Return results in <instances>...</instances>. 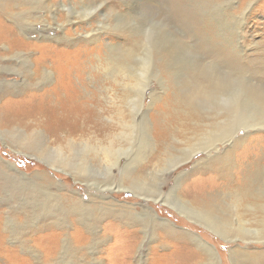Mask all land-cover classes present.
Here are the masks:
<instances>
[{
	"label": "rangeland",
	"instance_id": "1",
	"mask_svg": "<svg viewBox=\"0 0 264 264\" xmlns=\"http://www.w3.org/2000/svg\"><path fill=\"white\" fill-rule=\"evenodd\" d=\"M8 1L1 0L4 5ZM80 1L47 0L49 5L53 6V11L55 10L53 18L52 13L44 8L41 10L29 6L6 10L0 16V25L7 24L20 35L18 43L24 42L27 45L29 44L27 41L41 43L37 44L38 46L31 43L32 46L27 50L26 46L16 45L10 48L12 42L0 41V87L6 85L7 81L15 83L24 78L18 71L3 68L4 66L11 68L14 63L21 60L19 58L21 54L16 55L17 52H29L27 55L31 58L32 71L35 66L34 59H41L45 55L43 51L48 49L51 52V55L48 54L51 61H47L41 70L51 68V64L54 68L51 79L42 81L39 86L36 85L37 88H29L27 96L20 93L5 96L6 106L3 114L10 112L11 116H18L17 126L26 129L28 133L35 131L32 127V118L42 116L49 122V126L46 123V126L39 127L47 134L50 133L49 129L52 133L60 132L55 130L54 126L67 131L75 130L71 132L75 133L74 137L81 134L84 138L95 135L94 137L106 140L109 134L111 136V132L119 134L121 129L118 126L117 106L125 101L122 93L128 91L131 85H124L126 91L122 90L123 86L120 83L124 82L121 77L125 72L123 67L121 68L122 61L118 54L119 50L124 51L133 47L132 49H138L140 54L138 55L135 49L136 53L127 58L130 62L143 60L140 55L143 56L144 53L151 55L146 73L135 69L143 83L141 88L135 87L134 90L138 92L146 86L143 107L136 110L138 119L144 122L137 124L133 129H128L127 133L125 130L124 135H127L125 137L119 134L115 148L117 152L121 149L120 162L113 166L114 174L111 172L108 175H106L108 171L102 166V159L92 158L93 152L89 154L88 171L91 174L87 171L83 175H74L70 166H65L64 169L54 168L42 158L14 149L8 143L9 137L0 131V156L13 165L8 172L9 176L6 174L0 176V264H207L206 250L199 244L200 237L216 248L221 264H264V236L245 235L229 240L198 217H191L188 213L182 212L178 206L177 209L154 199L155 197L161 199V195L174 197L175 190L178 189L181 197L190 198L196 206L214 209L212 212L227 217L230 206L226 204L229 200H222L223 193H234L240 187H246V184H252L253 190L262 189L263 123L248 127L250 121H247V125L239 124L238 128L234 124L228 129L233 136H239L238 143L234 145L229 143L230 141L219 143L218 150L213 153H208V149L198 145L190 160L186 158L170 172L167 168L173 165L175 159L182 156L184 148L194 141L191 137L195 132L193 129L197 127L195 122H201L202 118L199 117L206 116V112L212 107L205 100L194 104L193 96L189 103L186 100L188 98L181 92L187 94L194 79L211 76V71L216 69L214 61L220 64L223 58L231 60L230 57H233L232 59L237 60L238 57L241 63L243 57L250 65L248 68L250 75L258 74L256 78L264 82V0H234L238 6L233 7L229 6L232 3L229 0H85L88 5L92 3L87 9L78 5L77 2ZM65 2L67 6L63 5ZM33 4L37 6L36 2ZM74 5L77 9L73 8ZM9 11L11 14L6 13ZM14 11L15 13L27 11L23 15L28 16L29 22L34 21V25H37L31 24V28L28 29L31 31H26L18 23ZM175 11H179L185 21L176 18ZM69 13H73L71 14L73 18L79 22L71 24V21H68ZM41 14L46 19L45 26H48L45 32L42 31L43 24L38 23L36 17ZM57 21L65 26L61 27ZM16 37L12 36V39ZM56 37H63L65 40H62L63 43L58 42ZM146 43L149 44L148 49L145 48ZM110 44L116 45L117 48L111 51ZM158 46L161 50L157 52ZM78 48L80 50H77ZM61 59H66L65 65L58 61ZM206 64H210L212 68ZM65 66H74L71 70L72 75H68L69 84L60 73ZM246 75L245 73L244 78ZM58 82L62 84L64 96H68L72 91L79 93L80 98L76 101L79 103V109L68 113L53 95L49 94L47 98L41 95ZM66 88L72 91L66 94ZM30 94L34 96L33 105L28 100ZM180 95L184 98L178 99ZM120 107L122 109V105ZM195 112H199L200 115ZM29 113L32 115H26ZM2 119L5 120V116ZM145 121L147 126L151 127L149 135L144 131ZM82 127L85 131L80 130ZM96 129L98 134L95 132ZM132 134H136L133 142L130 141ZM34 136L32 134L28 139H34ZM149 137L154 139L149 142ZM53 139L51 136L50 140ZM154 143L157 147L152 153ZM231 145L233 148L230 149V157L236 164L228 174L222 168L206 167L208 160L221 156ZM166 150L171 152L168 153ZM228 153L221 156L218 161L225 162ZM128 161L131 162L128 163L129 166ZM16 169L19 172H16ZM124 169L129 170L130 177L124 182L129 187L118 189L114 185V191H108L106 185L104 186L106 181L113 178L114 183L118 184L120 177H126ZM149 170L153 174L146 175L144 172ZM37 172L49 174L52 181L45 186L46 188L38 190L37 194L41 195V199L45 198L43 195L46 193L54 196L51 199L61 197L67 210H69L67 205L75 204L81 199L82 205L89 207L82 210L84 220L78 221L71 215L63 218L64 223L56 222L52 217L43 214H39V219L35 221L31 218L30 192L36 190L35 182L39 178L35 175ZM248 174L247 179L244 175ZM84 175L95 183H87ZM98 182L99 185H96ZM11 183L12 187L9 185ZM160 191H164V194L160 195ZM254 200L255 198H252L250 201ZM51 203L53 204V201ZM51 207L54 212L55 206ZM40 209L41 207L38 208V212L42 213ZM34 212L36 214L35 209ZM128 215L133 220L136 218V221H130ZM89 218L90 220L95 218L94 223L91 220V228L87 227L86 223L90 222ZM152 219L155 221L156 231L148 233L151 223L153 224ZM216 221L227 220L217 218ZM167 224L173 226L177 232L192 233L193 237L190 239L181 236L166 237L163 233L168 227ZM254 224L257 225L256 222L249 225L255 226ZM67 240L70 243V251L67 256H63ZM235 251L238 255H235Z\"/></svg>",
	"mask_w": 264,
	"mask_h": 264
},
{
	"label": "bare ground",
	"instance_id": "2",
	"mask_svg": "<svg viewBox=\"0 0 264 264\" xmlns=\"http://www.w3.org/2000/svg\"><path fill=\"white\" fill-rule=\"evenodd\" d=\"M229 1H232V3L229 6H231V5H232V7L235 5L238 6V4L234 0H229ZM35 2L37 4V6H35V4H33ZM250 2H248V5ZM77 3H78V5L81 6V8L83 7V9H87L88 7L90 8V6H92V3H89V5L86 4L85 0H81L80 2H77ZM77 3L75 2V4H77ZM63 5L67 6V2L63 3ZM22 6L23 7L29 6L31 8L37 7L39 9L44 8L47 11H49L50 13H52V18L55 14V10L53 11V9H54L53 6L52 5L50 6L49 3L47 2V0H25V1L24 0H21V1L20 0H9L6 5H4L0 0V16H2L6 10H10V9L13 10L15 8L17 9V7L19 9H23ZM215 6H217V5H215ZM73 8L77 9V6L75 7V5H74ZM91 9H92V7H91ZM24 12H27V11H24ZM24 12H16L15 13V11H14L13 14L14 15L16 14V16L18 17V23L23 27V29L25 28L27 31L28 29L31 28V26H30L31 24L34 25V23H33L34 21L29 22L27 19L28 16L23 15V14H26ZM6 13L11 14L10 11L6 12ZM71 14H73V13H71ZM71 14L69 13V15H68V21H71L70 22L71 24L73 22H75V23L79 22V21H77L78 19L73 18V16ZM174 15L176 16V18L178 17L179 20L185 21V18L183 17V15L179 11H175ZM42 16H43V14L37 15L36 17H37L38 23L40 22L43 24L42 31L45 32L46 30H48V26H45V25H47L46 19L43 18ZM30 17L31 16L29 15V18ZM69 17H70V19H69ZM57 23L61 27L65 26V24L63 25V23H60L59 21H57ZM36 25H34V26H36ZM58 28H60V27H58ZM13 30L14 29L12 27L8 26L7 24L0 25V41L1 40H8L9 42H12L11 46L9 45L10 48L18 45L19 47L26 46V49L28 50L32 46L31 43L34 44L35 46H38L37 44H41V43H36L33 41H27V42H29L28 45L24 42L18 43L17 39L20 38V35H18L16 33V31H13ZM29 31H31V30H28V32ZM11 35L17 36L16 39H12ZM62 38L63 37H56L58 42H62V40H65ZM64 38H65V36H64ZM44 44H46V43H44ZM148 45L149 44L146 43V47H145L146 49H148ZM53 46H55V45H53ZM110 46H111L110 47L111 51L113 49L117 48V46L114 44H110ZM160 46L157 47V52L159 50H161ZM39 47H41V46H39ZM10 48H9V50H10ZM48 48H49V46H48ZM50 48H51V46H50ZM132 48L126 49L124 51L119 50L120 53L118 54L120 57V60L122 61V64H120L121 68L123 67V69H124L123 72H125L123 74V77H121V78H123L122 80H124L123 83H120L123 86L122 90L126 91V87L124 85H126V86L131 85L130 87H128V89H127L128 91H126V92L123 91L124 93H122L125 96L124 97L125 101L123 103H120L117 106V110L119 112V118L117 119L118 120V126L121 129V132L119 133L120 135L126 134L127 132H129V131H127L128 129L129 130L133 129L134 127L137 126V124L144 122L143 120L138 119V117H137L138 114H137L136 110H138V108H140V107H143L144 98L146 95V86H143V88L138 92L134 90L135 87L138 88V87L142 86V83H143L141 81L140 75L135 73V69H138V70L140 69L143 71V73H146V67L148 66V63H149L148 59H151L150 58L151 55L149 56L146 53H144L143 56L140 55V57H142L143 60L141 59L138 62H130L129 60H127V58H131L133 56V54L136 53V51H135L136 48H134V49H132ZM170 49L171 48H169V50ZM77 50H80V48H78ZM136 50L138 51V55H139L140 51L138 49H136ZM142 51H144V50H142ZM27 52L28 51H25L22 53L17 52L16 55L21 54L19 57L21 60L14 63L11 66V68H9V66L3 67L5 69H12V70L18 71L24 76L23 80H21V81H16L15 83H11V81H7L6 85H3L0 87V131L2 132V134L4 136L7 135L9 137L8 143L11 146H13L14 149H16L20 152L23 151L24 153L26 152L29 155L44 159L46 162L49 163V165L54 166V168L58 167V168L64 169L65 166H67V167L70 166V169L73 170L74 175H83L85 172L88 171L89 160H90L89 154L91 152H93L92 158L102 159V162H101L102 166H104V168L108 171L106 173V175H108V173H111L113 166L117 165V163L120 162L119 152L121 151V149L117 152V150L115 148V141H117L116 139L120 137L119 134L116 133V135H115L111 132V136H109L110 135L109 134L107 136L106 140H102L98 137H94L95 135H91V137L84 138L81 134L79 137H74L75 133L73 134L71 132H75V130L74 131H71V130L67 131L66 129L56 128L54 126V129L60 130V132L56 131V132L52 133V131L49 129V132H50L49 133L50 135H49V134L45 133L39 127V126H46V123L49 126V122L47 120H45L42 116H35V118L31 117L33 119V121H32L33 126L32 127L35 128L34 129L35 131L32 133H28V132H26L27 131L26 129L22 128L21 126H17L16 118L18 116H11L10 112L6 115L3 114L4 107L6 106V103L4 102L5 96L15 95L17 93L25 94V96H27L29 88H37V86H39L42 81L51 79V77L53 75L52 71L54 70V68H53L52 64H51V68L48 67V68L44 69L43 71L41 70L43 66H46L47 61H51L50 56H48V54L51 55V52H49L48 49L43 51V52H45V55H43V57H41V59H37V58L34 59L35 60V66H34L32 71H31V67H30L32 65L31 64V58L29 55H27L29 53V52L28 53ZM160 53H158V54H160ZM169 54H172V53H169ZM220 56H223V55L220 54ZM0 57H1V54H0ZM230 58H231V60H226L225 58H223L221 60L220 64H218L217 61H214V62H216V63H214V66L216 69L211 71V76H209L208 78L200 76V78H198L197 80L194 79L192 84H191V89L189 90V92H187V94H185L183 91L181 92L185 98H188L186 100L189 103H190V100L193 96V97H195L194 98V104H195V102L205 100V101H208L212 107L210 108V110L208 112H206V116H200L199 117L200 119L202 118L201 122H195V125L197 127L193 129V131H195V132H193V137H191L192 139H194V141L191 142L190 146H187L186 148H184L182 156H180V157L178 156L175 159L173 165H171L170 167L167 168V170L169 172L172 171L174 168H176L178 165L182 164L186 158L188 160H190V158L193 156L194 152L196 151V148L198 147V145H203L204 149H208V153H213L214 151L218 150V146H220L219 143L223 144V143H226L229 141H230L229 143H232V145H234V143H238L239 139H240L239 136H237V137L233 136V134H231V132H230L232 125L236 124L235 126L238 128L239 124H241L243 126H244V124L247 125V121H250V124L248 125V127L259 126V125H261V123L264 124V82L262 80H259L256 78L257 76H259L258 74L252 73L253 76L250 75V73L248 72V68L250 65L245 62L243 57L241 59V63H240V61H238V57H237V60L232 59L233 57H230ZM58 61L61 63V65L63 63L65 65L66 59H64V60L61 59ZM0 65H1V63H0ZM206 65H208L209 68H212V66L210 64H206ZM74 66H75V64H74ZM74 66H65V68L62 69L63 71H60V73L65 76L66 82L68 80V75L71 74V70L74 68ZM223 70L226 72H224ZM118 71L120 72V70H118ZM245 73L247 74L246 78H244ZM260 73L261 72H259V74ZM226 75H228V76L226 77ZM222 76H224V78H222ZM0 77H1V74H0ZM69 78H70V76H69ZM68 84H69V80H68ZM69 88H71V87H69ZM69 88L65 89L66 94H68L69 91H72ZM49 94L53 95L54 98L57 99V102L59 101L61 106L65 107V110L68 113H72L73 111L79 109V103L76 102L80 98L79 93L72 91L69 93L68 96L67 95L64 96L63 95V87H62L61 82H58L56 85H53L52 87H50V89L47 92L41 93V95H43L44 97L46 96V98L49 96ZM183 96H181V95L178 96V99H182L180 97H183ZM28 100H30L32 105H33L34 96L30 94V97H28ZM137 100H139V102ZM9 102H11L10 99H9ZM141 103H142V105H141ZM116 105L117 104H115V107H116ZM121 105H122V109L120 107ZM194 111H196V110H194ZM204 112H205V110H204ZM195 113L200 115L199 112H195ZM188 114H190V113H188ZM26 115H32V113H29ZM4 116H5V120L2 119ZM54 117H55V115H54ZM5 125H7V126H5ZM147 125L148 124L145 121V125H143L144 131L146 132V134L148 132V135H149L151 127H149ZM63 126H65V124ZM37 127H39V128H37ZM5 128H8V129H5ZM228 128H230V129H228ZM110 129H111V127H110ZM80 130L85 131V129L83 127ZM99 130L102 131L101 129H99ZM125 130H126V133H125ZM233 130H235V129H233ZM63 131H64V133H63ZM97 131H98V129L95 130L96 133H97ZM61 132H62V134H60ZM91 132L94 133L93 131H91ZM32 134H33V136L35 135L34 136L35 138L32 140L28 139L32 136ZM103 134H104V132H103ZM234 134H236V133H234ZM51 136L54 137V139L52 141L50 140ZM125 136H127V135H124V137ZM135 137H136V134H132L130 141L134 140ZM154 137H156V136H154ZM149 138H150L149 140H148V138L146 139L149 142H151L154 139L152 137H149ZM175 140H176V138H175ZM105 141H107V142H105ZM152 145H153V143H152ZM232 145L230 146V148H226L225 153L223 152L224 154L229 152L225 162L218 161L221 158V156H224V154H222L221 156H219L217 158H212L211 160H208L206 162V167H209V168L218 167L219 169L222 168L223 171H226V173L228 174L229 171H231L233 165L236 164V163L235 164L233 163V159L230 157V154H231L230 149L233 148ZM152 147L153 148H152L151 152L153 153V151L157 147V144L154 143V146H152ZM170 147L172 148L173 146L170 145ZM169 152H171V151H169ZM101 154H102V156H101ZM153 156H155V155H153ZM158 156H162V155H158ZM208 158H210V157H208ZM76 159H78L77 162H76ZM134 160H135V158H134ZM128 163L130 164L131 162H129V161L127 162V165L129 166ZM97 165H99V164H97ZM102 166H99V167H102ZM11 168H13V165L9 161L3 160L2 157L0 156V176L2 174L8 175V172H10L9 170H11ZM137 168L139 169V167H137ZM70 169L68 168V170H70ZM126 170L127 169H124V174L126 177H120V179H119L120 181L118 182V184L114 183L113 178H112V180L106 181L104 186L106 185V188L108 189V191H112L114 189V185L118 189H125V188L129 187L128 185L124 184L125 180L128 177H130V176H128L129 170H127V171ZM261 170H263V169H261ZM16 172H19V170L16 169ZM151 172L152 171L149 170L148 172L146 171L144 173H146V175L147 174H153ZM162 172H164V171H162ZM89 173L91 174V172H89ZM262 174L264 175V171L262 172ZM35 175L39 176V178H37L36 182L34 181L36 190H33L32 192H30L32 195L30 197V198H32V202L30 203L32 210H31V212L29 211L31 218L34 219V221L39 219V216H38L39 214H43L44 216H46V215L50 216L53 219H55L56 222H62V223H64L63 220H65L63 218H65L68 215H71L72 218H74V216H75L78 219V221L80 219L84 220V218H83L84 212L82 210L88 209L89 207L83 206L81 203L82 202L81 199L76 201L75 204L67 205V207H69V210H67L65 208L66 206H64V204L62 203L61 197L51 199L54 196H51L52 194L50 195V194L46 193L43 195L45 198L41 199V195L37 194V192L39 189L41 190V188H46L45 186H48L50 184L51 178H50L49 174H46V173H38L37 172V174H35ZM14 177H15V175H14ZM244 177L248 179L249 174L244 175ZM83 178L87 181V183H89V182H90V184L92 182L95 183L94 180H91L87 175H84ZM161 178H162V176H161ZM76 180H77V178H76ZM162 180H163V178H162ZM256 180H257V177H256ZM130 182H132V179L130 180ZM253 182H254V180H253ZM99 183L100 182H98L96 185H99ZM251 183H252V181H251ZM9 185H10V187H12L13 183H11ZM130 185H131V183H130ZM249 185L246 184V187H240V189L236 190L234 193L228 192L226 194L225 193L222 194L223 195L222 200L224 199V200L230 201V202L229 201L226 202V204L227 205L229 204V206H230L228 208L229 212L227 213V217H221L220 213L212 212V211H214V209L212 210L210 208L207 209L206 207L200 208V207L196 206L194 204V201L190 200V198H187L185 196H184L185 198L181 197L179 195L178 189H177V191L175 190L176 194L174 197H170V196L162 197L161 194H164V191H160L159 194L161 195V197H160L161 199L156 198V197L155 198L153 197V198L155 199L156 202H158V201L160 202V200H161V202L167 203L173 207H176L177 209L179 207L182 210V212L188 213L191 217L192 216L198 217L199 220L204 222L206 225L212 226L213 229H215L219 234L223 235L224 237H226L229 240H232L235 237H237V238L245 237V235H250V236L253 235L252 237L264 236V185L262 184L263 185L262 189H256V190L252 189V187H253L252 184L250 186ZM102 186L103 185H101V187ZM244 186H245V183H244ZM31 187H33V186L31 185ZM160 189L162 190L161 186H160ZM16 191L17 190H15V192ZM186 192H185V195H186ZM194 197H195V195H194ZM252 198H255V200L250 201ZM14 199H16V198H14ZM247 199L249 201H247ZM51 201H53V204L51 203ZM83 203H84V201H83ZM53 205L55 206L54 212L51 210V208H52L51 206H53ZM40 207H41L40 210H42V213L38 212V208H40ZM34 209L36 211V214L34 212ZM248 215L250 216V218H247ZM128 217L130 218V221H134V222L136 221L135 220L136 218H134V220H133V219H131V217L129 215H128ZM217 218H221V219H224L227 221H225V222L219 221L218 222V221H216ZM89 220H90V218H89ZM91 220L93 221V223L95 222V218H91ZM91 220H90V222H86L87 227L91 228V226H92ZM152 222H153V224L151 223V226L149 225L150 227H149L148 233H154L156 231L155 230L156 226L154 224L155 221H153V219H152ZM166 222H168V221H166ZM221 222H223V224H221ZM254 222H256L257 225H255V224H254L255 226L249 225L250 223H254ZM159 223H161V222H159ZM124 224H125V222H124ZM167 226L168 227L165 229V231L163 230L164 231L163 234L166 237H173L174 238L176 236H178V237L181 236V238H188V239L193 237L192 233L191 234L181 233L182 231L177 232V230L174 229V227L171 226L170 224H167ZM195 240H196V238H195ZM199 244L202 246L201 248H203V250H206L205 255H206V263L207 264H221L220 259H219L220 256L217 255V253H216L217 250L214 246L207 243L201 237H200ZM140 246H142V245H140ZM69 251H70V243L68 241V242H65V244H64L63 256H67V254H69ZM70 255H71V253H70ZM235 255H238V253L236 251H235ZM64 258H66V257H64Z\"/></svg>",
	"mask_w": 264,
	"mask_h": 264
}]
</instances>
